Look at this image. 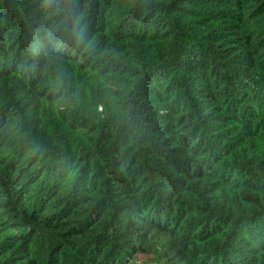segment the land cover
Returning <instances> with one entry per match:
<instances>
[{"label":"trees","instance_id":"trees-1","mask_svg":"<svg viewBox=\"0 0 264 264\" xmlns=\"http://www.w3.org/2000/svg\"><path fill=\"white\" fill-rule=\"evenodd\" d=\"M57 3L0 0V264H264V0Z\"/></svg>","mask_w":264,"mask_h":264},{"label":"clouds","instance_id":"clouds-1","mask_svg":"<svg viewBox=\"0 0 264 264\" xmlns=\"http://www.w3.org/2000/svg\"><path fill=\"white\" fill-rule=\"evenodd\" d=\"M46 6L59 10V4L57 0H45ZM65 14L68 15V36L73 42H79L83 37V28L78 22V18L75 16L71 9L66 8Z\"/></svg>","mask_w":264,"mask_h":264},{"label":"rangeland","instance_id":"rangeland-1","mask_svg":"<svg viewBox=\"0 0 264 264\" xmlns=\"http://www.w3.org/2000/svg\"><path fill=\"white\" fill-rule=\"evenodd\" d=\"M156 256L151 253H136L128 264H156Z\"/></svg>","mask_w":264,"mask_h":264}]
</instances>
